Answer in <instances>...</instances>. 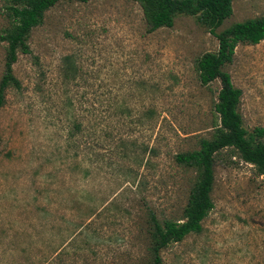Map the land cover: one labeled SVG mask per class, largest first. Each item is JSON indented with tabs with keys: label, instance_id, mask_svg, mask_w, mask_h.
I'll return each instance as SVG.
<instances>
[{
	"label": "rangeland",
	"instance_id": "rangeland-1",
	"mask_svg": "<svg viewBox=\"0 0 264 264\" xmlns=\"http://www.w3.org/2000/svg\"><path fill=\"white\" fill-rule=\"evenodd\" d=\"M263 16L264 0H237L215 33ZM28 43L13 65L21 89L0 108V264H151L149 211L181 220L197 177L174 157L219 127L220 83L195 70L216 38L188 16L148 33L134 0H62ZM223 71L244 128L264 130V40L238 45ZM211 198L202 232L161 264H264V177L223 150Z\"/></svg>",
	"mask_w": 264,
	"mask_h": 264
},
{
	"label": "trees",
	"instance_id": "trees-1",
	"mask_svg": "<svg viewBox=\"0 0 264 264\" xmlns=\"http://www.w3.org/2000/svg\"><path fill=\"white\" fill-rule=\"evenodd\" d=\"M0 13L8 26L0 33L5 44L4 68L0 78V108L4 105L8 89H21L20 81L13 74L18 54H29L31 32L41 26L45 13L62 0H3ZM87 3L91 0H74ZM142 7L147 32L172 28L178 16L195 18L218 42L215 53L201 56L195 65L198 81L202 86L219 81L220 89L214 112L219 127L210 139H200L199 148L175 155V162L197 173L183 218L179 221H159L154 213H148L151 264H161V251L171 244L182 242L187 236L200 234L202 222L213 210L211 198L214 185L215 157L223 150L235 151L239 158L255 167L264 177V130L254 128L248 132L239 112L241 90L232 84L230 75L223 71L233 60L238 45H257L264 40V16L234 23L220 33H215L232 15V4L237 0H134ZM76 128H78L76 126Z\"/></svg>",
	"mask_w": 264,
	"mask_h": 264
}]
</instances>
